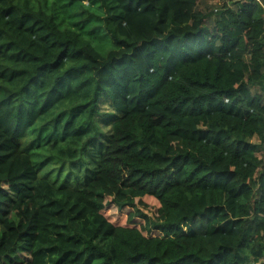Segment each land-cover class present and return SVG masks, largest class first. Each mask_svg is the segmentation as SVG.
<instances>
[{"label": "trees", "instance_id": "trees-1", "mask_svg": "<svg viewBox=\"0 0 264 264\" xmlns=\"http://www.w3.org/2000/svg\"><path fill=\"white\" fill-rule=\"evenodd\" d=\"M198 1L0 0V264H264V0Z\"/></svg>", "mask_w": 264, "mask_h": 264}, {"label": "rangeland", "instance_id": "rangeland-1", "mask_svg": "<svg viewBox=\"0 0 264 264\" xmlns=\"http://www.w3.org/2000/svg\"><path fill=\"white\" fill-rule=\"evenodd\" d=\"M38 1H41V0H35V2H38ZM51 1V0H49ZM224 0H199L198 1V5H199V8L201 9H206V8H209L210 10L212 9H217L219 8L220 6H222V3H223ZM84 6H87V2L85 1L83 3ZM107 46L106 45H103L101 44L100 45V49L102 50V52H104L106 50ZM263 91H264V88H263ZM69 110L66 106H61L57 109H55L51 114L45 116L42 118L41 122L34 128L33 130V138H35V136L37 135V133L39 132L40 130V127L41 125H43L44 123H50L52 124L53 123V120L61 113H68ZM48 133H44L43 132V137H47ZM45 153H41L39 156L41 158H44V155ZM23 258L24 259H27V256L23 255Z\"/></svg>", "mask_w": 264, "mask_h": 264}]
</instances>
